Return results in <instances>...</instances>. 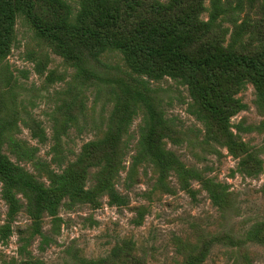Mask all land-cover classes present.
Masks as SVG:
<instances>
[{"label": "rangeland", "instance_id": "1", "mask_svg": "<svg viewBox=\"0 0 264 264\" xmlns=\"http://www.w3.org/2000/svg\"><path fill=\"white\" fill-rule=\"evenodd\" d=\"M66 1L76 6L79 0ZM181 1L198 21L191 24L194 53L214 40L219 55L227 48L264 54V0ZM212 1L221 13L205 27ZM122 3L110 5L119 9ZM56 10L66 15L65 7ZM174 12L147 24L173 23ZM32 20L26 10L17 13L11 49L0 60L1 151L52 189L39 214L47 239L34 231L35 192L12 187L19 206L8 218L0 178V226L10 220L0 234V264H264V90L259 96L250 76H241L240 86L221 78L213 88L244 104L227 110L237 141L245 142L239 149L230 148L218 117L195 100L186 76L164 73L150 80L154 104L171 127L161 140L174 159L158 166L137 147L145 107L129 104L125 116L121 105L113 108L112 82L129 73L121 51L107 47L92 57L77 39L65 50ZM72 23L65 32L97 26L92 18ZM164 59L174 66L172 57ZM40 127L47 136L42 140L31 133ZM16 143L31 156L13 151ZM61 175L66 181L58 186ZM107 180L125 196L124 204L109 201ZM220 187L217 205L208 190Z\"/></svg>", "mask_w": 264, "mask_h": 264}, {"label": "trees", "instance_id": "2", "mask_svg": "<svg viewBox=\"0 0 264 264\" xmlns=\"http://www.w3.org/2000/svg\"><path fill=\"white\" fill-rule=\"evenodd\" d=\"M114 1L79 0L78 5L73 6L66 0H48L47 3L45 0H0V60L7 56L11 49L17 13L26 10L29 15L33 16L32 21L36 28L65 50H69L74 39H77V45H81L82 49L89 51L92 57H98L107 47H114L121 51L129 73L123 71V76H118L112 82L117 85V91H113L116 96L113 108H118V105H121L122 116H125L129 113V104L135 108L140 105L145 107L146 111L142 116L145 126L144 128L141 126L137 147L146 153L152 161L154 160L158 166L168 167L174 163L172 153L164 148L161 140L162 131L171 130V127L169 121L155 106L156 97L151 94L154 90L149 84L150 80L161 79L164 73H171L170 75L175 77L186 76L189 86L197 93L195 100L201 98L204 111L211 112L218 117L217 128L225 134L230 148L241 146L239 149H242L245 142L237 141L236 138L239 136L230 124V114L227 110L232 108V111L233 109L235 111L244 107V104L240 98H232L227 92H213V88L215 89L221 78L240 86L243 83L241 76H250L257 87L259 96H262L264 54L236 50L239 48H227L226 55H219L212 48L214 40H208L207 43L204 41L201 49L194 53V48L190 46L193 41L190 38L193 35L191 24L198 21L194 12L192 14V12L183 11L181 0H171L168 3H154L151 0H124L125 5L122 3L119 9H114L110 5ZM53 3H56L58 7ZM55 7H65L66 15L62 17ZM172 9L175 10L173 23H168L171 22L170 20L166 21V26L157 24L156 27L147 24L155 22L157 18L169 16L171 13L168 12ZM177 13H180L181 16H177ZM220 13L218 2L212 1L209 17L203 23L204 26L211 27ZM84 18H92L97 26L86 31L65 32L66 27L72 25L74 20ZM166 37L170 38V43L165 44ZM195 40L201 41L199 37H195ZM182 41L186 42L181 43ZM78 53L81 55L79 51ZM160 57L163 59L172 57L174 66L182 68L188 74L179 73L173 65L163 63V59L162 64L159 65ZM121 90L122 96L120 95ZM124 93H127L129 97L123 99ZM190 105L193 106L194 103H190ZM197 114H201L199 110ZM203 120L205 121L203 124L205 132L210 133V125L206 122L205 116H203ZM39 130L40 132H38ZM39 130L37 132L31 130L32 136L37 137L38 140L47 138L41 127ZM2 136V129H0V178L3 181L2 197L8 206L7 217L12 218L19 206V200L11 192L12 187L26 186L36 194V203L31 206L36 211L33 216L34 231L42 236L44 241L47 236L40 229L39 214L48 207L44 203L50 199L52 189L45 188L43 183L35 181L32 175L23 172L21 167L11 162L2 153ZM26 150L20 143H16L13 147V151L16 153L22 156H31ZM109 165L113 167L112 163ZM64 181L66 178L61 175L55 183H58L59 186ZM104 188L110 202L125 203V196L114 188L110 180L106 181ZM223 188L208 190L214 204L222 203ZM9 222L10 220L0 226L1 235H4V227L8 226L6 224Z\"/></svg>", "mask_w": 264, "mask_h": 264}]
</instances>
